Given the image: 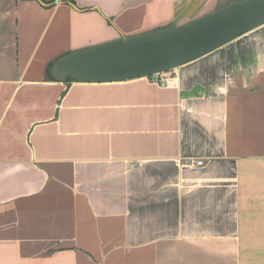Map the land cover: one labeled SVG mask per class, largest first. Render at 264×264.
<instances>
[{
	"label": "crops",
	"instance_id": "obj_1",
	"mask_svg": "<svg viewBox=\"0 0 264 264\" xmlns=\"http://www.w3.org/2000/svg\"><path fill=\"white\" fill-rule=\"evenodd\" d=\"M73 1L0 0V264H264V24L176 86L62 82V55L230 0Z\"/></svg>",
	"mask_w": 264,
	"mask_h": 264
},
{
	"label": "water",
	"instance_id": "obj_2",
	"mask_svg": "<svg viewBox=\"0 0 264 264\" xmlns=\"http://www.w3.org/2000/svg\"><path fill=\"white\" fill-rule=\"evenodd\" d=\"M262 24L264 0H230L181 24L119 33L75 49L59 57L50 71L62 82L149 77L200 58Z\"/></svg>",
	"mask_w": 264,
	"mask_h": 264
},
{
	"label": "built area",
	"instance_id": "obj_3",
	"mask_svg": "<svg viewBox=\"0 0 264 264\" xmlns=\"http://www.w3.org/2000/svg\"><path fill=\"white\" fill-rule=\"evenodd\" d=\"M152 76H155L154 82L161 87L176 86L178 83V75L174 69L164 71ZM195 164L202 165V159L196 160Z\"/></svg>",
	"mask_w": 264,
	"mask_h": 264
},
{
	"label": "trees",
	"instance_id": "obj_4",
	"mask_svg": "<svg viewBox=\"0 0 264 264\" xmlns=\"http://www.w3.org/2000/svg\"><path fill=\"white\" fill-rule=\"evenodd\" d=\"M66 1H67V2H69V3H72V4L74 3V1H73V0H66ZM173 25H174V24H172V23H169V24H168V25H166L165 27H168V26H173ZM51 77H52V76H51ZM68 81L70 82V81H73V80H70V79H69Z\"/></svg>",
	"mask_w": 264,
	"mask_h": 264
},
{
	"label": "rangeland",
	"instance_id": "obj_5",
	"mask_svg": "<svg viewBox=\"0 0 264 264\" xmlns=\"http://www.w3.org/2000/svg\"><path fill=\"white\" fill-rule=\"evenodd\" d=\"M173 24V23H172ZM166 26V24H162L160 27H165Z\"/></svg>",
	"mask_w": 264,
	"mask_h": 264
}]
</instances>
